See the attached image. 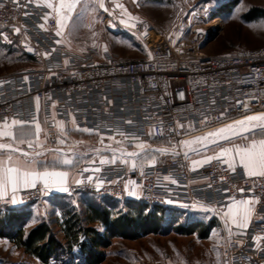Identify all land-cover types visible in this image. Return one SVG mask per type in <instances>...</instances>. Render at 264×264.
I'll use <instances>...</instances> for the list:
<instances>
[{"label": "built area", "instance_id": "2783aa9c", "mask_svg": "<svg viewBox=\"0 0 264 264\" xmlns=\"http://www.w3.org/2000/svg\"><path fill=\"white\" fill-rule=\"evenodd\" d=\"M0 4L2 41L40 65L0 76V123L42 119L51 147L87 129L120 143L152 142L160 148L157 160L142 167L96 164L98 170L91 171L84 166L77 182L55 190L34 186L15 191L0 198V210L20 209L62 193L122 200L129 183L139 186V201L148 206L165 207L178 198L217 213L252 194L258 197L253 220L224 242L222 258L225 264H264V177L248 176L239 166L233 171L223 159L191 169L181 148L193 137L264 114V47L208 56L203 50L206 26L195 25L189 37H176L139 20L132 34L143 56L119 57L92 49L64 65L60 55L57 61L44 58L46 46L33 42L46 9L30 0ZM47 23L56 26L53 18ZM104 27L109 35L128 34L111 14L105 16Z\"/></svg>", "mask_w": 264, "mask_h": 264}, {"label": "rangeland", "instance_id": "374dc122", "mask_svg": "<svg viewBox=\"0 0 264 264\" xmlns=\"http://www.w3.org/2000/svg\"><path fill=\"white\" fill-rule=\"evenodd\" d=\"M135 10L139 20H148L161 32L171 33L176 37H189L195 25L207 28L209 23L221 19L219 28L207 36V38L212 37L203 48L208 56H223L236 50L264 47V0H137ZM254 10H260L262 15L249 18L248 14ZM104 19L105 17L102 19L100 15L95 25V29L100 32L99 36L102 35L104 47L116 50L121 46H127L130 40L134 41L132 33L127 36L106 34ZM204 32L208 33L207 29ZM0 40V76L8 75L28 65L18 47L3 42L1 36ZM259 123V121L254 122V124ZM257 128L259 127L254 129ZM242 133L246 132L242 131ZM207 134L198 135L182 144L181 148L187 153L190 161L218 155L222 148L241 142V138L234 139L231 136L229 140L216 138L217 143H211V137L206 142L186 143L196 141L198 137ZM121 144L92 132L74 131L53 148L63 149L70 155L75 165H80L89 160H100L123 152L125 149ZM139 145H143V148ZM130 147H135L130 153H138L134 158L135 165L139 166L155 162L160 151L159 145L152 142L138 141ZM86 199L97 204L103 200L114 205L116 209L112 213V218L129 214L135 221L141 220L137 210L126 207L124 198L113 200L87 194L74 196L61 194L23 207L29 212L26 231L28 232L39 222L46 221L57 238L64 242L61 224L68 218V212L83 213ZM138 204L143 203L138 202ZM152 210L153 207L148 206L142 212V216ZM0 211L3 213L6 210ZM164 218L157 233L145 234L130 228L126 230L125 236L110 237V246L101 249L104 260L100 264H225L222 258L224 243L220 240L218 227L213 229L215 227L213 225L208 235L202 236L212 220L208 221L207 217L202 218L191 212L171 210H167ZM191 225H195L193 233L178 230L180 227L186 228ZM93 227L104 234L105 227L102 224H95ZM73 253H78L76 247L73 248ZM74 263L79 264L76 258ZM0 264L42 263L26 254L10 240L0 237Z\"/></svg>", "mask_w": 264, "mask_h": 264}, {"label": "crops", "instance_id": "0c3cea01", "mask_svg": "<svg viewBox=\"0 0 264 264\" xmlns=\"http://www.w3.org/2000/svg\"><path fill=\"white\" fill-rule=\"evenodd\" d=\"M30 2L32 5L46 9L48 11L47 15L43 17L37 24L36 27L37 33L33 35L34 43L44 44V46H46V49L44 51V58L46 59L48 58L57 61L60 55L63 57V60L61 62L64 65H67L70 63V58L72 57L82 58L85 54H88L92 49H96L100 51V53L109 52L119 57H131V58L143 56L145 53L142 50V48L138 47L134 43V41L131 40L129 41V44L127 46H121L119 47V49L116 50L114 49L109 50L107 48V51H105L104 42L102 41L101 38L102 35L100 34L99 36L100 32L97 29H95V25H97L100 15L101 18L103 19V17L111 14L114 15L118 19V21L128 30V34L132 33L135 23L139 21L138 19L139 16L135 10L137 0H104L105 8H107L108 11H105L103 8H99L98 4L92 2V0H89L88 3H85V0H80V3L76 5V9L72 13V18L67 21V26L62 30L63 34L61 36L56 35V32L59 30L57 27V23L54 28L49 27L47 23V20L49 18H53L55 21H57V19L59 18L57 10H60V15L65 14L64 11L60 8V0H30ZM68 2L69 0H65V5H67ZM49 4H51L52 7H49L48 6ZM117 5H122V7H117ZM93 9H95V11H93ZM57 41H59V43H57ZM137 49L139 50L137 51ZM19 50L28 63V65H25L19 69L40 67V65L36 63V61L33 58L23 54L20 48ZM62 54L65 56H63ZM96 60L101 61L102 57L98 56ZM66 61L67 63H65ZM37 123L40 125V132L38 136L35 134V125ZM37 123L34 124L23 123V126L19 124L13 125V124L0 123V144H7L10 146V148L17 149V151L15 152H11L9 149H0V162H3L8 166L19 167L22 171H36V172L48 171V172L66 173V176L63 178L60 177L48 178L47 186L45 185V182L43 180L37 179L35 182V186H43L55 190L58 187L77 182L80 178V169L84 166L85 167L87 166L86 168H88L91 171H94L98 169L95 166L96 164H101V165L124 164L130 167H133V164H135L136 160L134 156H129L128 153L133 152L135 147L131 148L130 146H134L135 143H137L138 141L122 143L121 145L122 147H124L125 150L123 152H119L117 155H112L111 157L102 158L100 160H89L83 162L80 165H75L70 155L66 154L63 149L53 148L47 144L45 124L42 119ZM58 124L60 127L63 126V123L61 122H59ZM257 130L260 129L259 128L253 129V131L251 132H246V133H242L241 135L233 136L232 138L234 139L241 138V142L232 143L230 146H228V148H234L235 146H239L243 148L247 146V144L250 143V140L253 138L257 140L264 138V135L261 134V131H257ZM87 132H91V131H87ZM6 133H10L11 135H7ZM18 136L22 137L25 142L21 143L20 139H17ZM245 136L249 137V139L247 140L244 139ZM28 141H32L31 147L29 146ZM25 152L29 153V156L27 157L23 156L22 153ZM37 153H39V155H37ZM9 155H11L12 157L11 161L7 160V157ZM32 158L36 160L35 164L31 163ZM65 158L71 159L72 163L64 164L63 160ZM220 159H223L228 166L229 163H232L235 165V167L239 166L243 168V166L239 162V157L235 155V152H231L226 155H223L220 157ZM101 160H104L106 162L101 163ZM203 160L205 159H199L198 161L196 160L195 162H200ZM193 162L194 161L189 160V166L191 169H195L203 164V163H196L194 165ZM144 165L141 166L135 165V167H142ZM31 187H34L32 186L31 183L28 184L20 183L17 185L15 191L25 188H31ZM15 191H13L10 185L7 188L0 187V198L7 197L8 195H10ZM55 196L56 195H54L53 197ZM47 198H52V197L48 196L46 197V199ZM124 199L126 201L140 202L139 186L134 183H129L128 191ZM241 201L252 202L250 204V207L252 208V214L247 226L244 227L247 228L253 220V211L256 203L258 202V197L252 194H244L238 199L231 201L226 207H224L218 213L217 212L215 213V211L211 207L205 204L202 203L185 204L178 198L168 200L164 208L166 210H171V211L191 212L192 214L196 216H201L202 218L207 217L208 221L212 220L211 221L212 223H210L211 227H214L213 225H215L213 229H216V227H218L221 236L220 240L224 243L227 239L235 236L239 230L244 229L241 227H237V224L233 222L231 217L226 216L228 210L230 208H233L236 204H238ZM84 207L86 208L85 204ZM255 248L256 250L260 249L258 243Z\"/></svg>", "mask_w": 264, "mask_h": 264}, {"label": "trees", "instance_id": "16d2710c", "mask_svg": "<svg viewBox=\"0 0 264 264\" xmlns=\"http://www.w3.org/2000/svg\"><path fill=\"white\" fill-rule=\"evenodd\" d=\"M260 15V10H254L248 17ZM59 195L61 194L56 196ZM84 204L86 208L83 213L70 211L68 218L61 224L64 242L57 238L46 221L39 222L27 232L29 212L25 208L6 210L3 213L0 211V237L10 240L42 264H75V258L79 264H100L104 260L101 249L110 246V237L125 236L126 230L130 228L145 234L157 233L167 212L164 207L155 206L150 213L142 216V212L148 208L146 204L126 201L127 208L137 210L141 219L137 222L129 214L112 218L116 208L103 200L97 204L86 199ZM95 224L105 227L104 234L93 227ZM194 226L180 227L178 230L193 233ZM210 228L211 225L202 236H207ZM74 247L78 249V253H73Z\"/></svg>", "mask_w": 264, "mask_h": 264}, {"label": "snow or ice", "instance_id": "6c2138e0", "mask_svg": "<svg viewBox=\"0 0 264 264\" xmlns=\"http://www.w3.org/2000/svg\"><path fill=\"white\" fill-rule=\"evenodd\" d=\"M89 0H85V3H88ZM98 4L99 8H103L105 11H108L105 8L104 0H92ZM80 3V0H69L67 5H65V0H60V8L64 11V15H60V10L58 11L59 18L57 19V27L58 31L56 32L57 36H61L62 30L67 26V21L72 18V13L76 9V5ZM52 7L51 4L48 5ZM0 7H3L0 4ZM117 7H122V5H117ZM95 11V9H93ZM126 14V13H125ZM79 15V13H78ZM17 32L19 29L16 30ZM59 43V41H57ZM107 51V48L104 49ZM151 57V53H149ZM67 63V61L65 62ZM259 121V124H254V122ZM13 125H21L23 126V122L13 120L11 122ZM131 123V121H128ZM255 127H259L261 129V134L264 135V114L259 116H247L243 120L237 121L233 125H228L224 128L219 129L216 132L208 133L206 136L198 137L196 141H190L186 143H196V142H206L209 140V137L212 138L211 143H217L216 138H223L225 140L231 139V136L241 135L243 132H251ZM242 130V131H241ZM84 131H88L85 129ZM40 132V125L37 123L35 125V134L38 136ZM7 135H11L10 133H6ZM154 134V133H153ZM20 139V142H25L22 137H17ZM244 139H249V137L245 136ZM29 146H32V141H28ZM207 146V144H205ZM139 147L143 148V145H139ZM0 149H9L11 152L17 151V149L10 148L7 144H0ZM235 152V155L239 157V162L246 170L248 176H261L264 177V138L262 139H251L250 143L247 146L241 148L239 146H235L234 148H222L220 155L215 157H207L205 160L200 162H193L194 165L196 163H208L212 159H220L221 156L226 155L228 153ZM23 156H29V153H22ZM39 155V153H37ZM129 156H136L138 153H128ZM12 157L9 155L7 157L8 161H11ZM106 161L101 160V163H105ZM114 162V160H113ZM31 163L35 164L36 160L34 158L31 159ZM64 164L72 163L71 159L65 158L63 160ZM135 167V164H133ZM229 167L235 171V165L229 163ZM98 170V169H97ZM66 176V173L62 172H36V171H22L19 167L8 166L7 164L0 162V187L7 188L9 185L12 187L13 191L16 190L17 185L20 183L28 184L31 183L32 186H35V182L37 179H41L45 182L47 186L48 178L50 177H60L63 178ZM174 182V181H173ZM15 202V201H14ZM251 201H241L236 204L233 208L228 210L226 216L231 217L233 222L237 224V227L244 228L247 226L249 219L252 214V208L250 207Z\"/></svg>", "mask_w": 264, "mask_h": 264}, {"label": "bare ground", "instance_id": "6f19581e", "mask_svg": "<svg viewBox=\"0 0 264 264\" xmlns=\"http://www.w3.org/2000/svg\"><path fill=\"white\" fill-rule=\"evenodd\" d=\"M221 19H216V20H214L213 21V23H211V24H208L207 25V31H208V33L206 32L205 34H204V36H205V38H207V36L213 31V30H216V29H218L219 28V26L221 25Z\"/></svg>", "mask_w": 264, "mask_h": 264}, {"label": "water", "instance_id": "95a60500", "mask_svg": "<svg viewBox=\"0 0 264 264\" xmlns=\"http://www.w3.org/2000/svg\"><path fill=\"white\" fill-rule=\"evenodd\" d=\"M212 39V37L210 36V37H208L207 38V40H206V42H208L209 40H211Z\"/></svg>", "mask_w": 264, "mask_h": 264}]
</instances>
